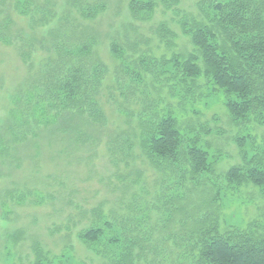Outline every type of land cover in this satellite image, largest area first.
<instances>
[{
    "label": "trees",
    "instance_id": "trees-1",
    "mask_svg": "<svg viewBox=\"0 0 264 264\" xmlns=\"http://www.w3.org/2000/svg\"><path fill=\"white\" fill-rule=\"evenodd\" d=\"M35 1L15 0L8 6L7 0H0V42H17L28 67L25 81L14 89L7 115L0 120V176L21 165L19 153L27 144L39 149L45 141L55 147L58 158L78 153L77 159L84 160L81 153L106 138L118 199L132 187L146 186L143 174L151 169L158 175L154 185L162 202L156 223L148 222L147 231L142 220L148 221V213L140 219L113 213L109 218L101 204L91 209L90 225L77 235L105 263L165 264L158 257L166 253L167 264H264L262 225L251 221L245 226L221 225L225 193L253 201L252 191L257 189L264 198V139L257 145L249 133L235 135L241 161L219 175L215 166L222 153L209 154L204 145L208 148L210 143L203 145L201 138L211 130L198 121L200 107H208V98L220 94L230 124L264 128V0H197L192 12L181 9L179 0H127L130 20L141 22L153 17L160 1L161 12L172 11V21L191 49L169 57L161 53L147 59L141 54L133 60L140 70H130L132 79L144 87L129 85L127 91H120L124 99L114 104L124 116L125 128L108 131L105 137L101 134L107 124L102 91L113 102L110 89L115 86L106 84L107 65L95 52L98 32L92 26L77 25L67 9L57 16L55 26L45 27L54 16L55 4ZM66 3L77 8L78 18L88 21L105 9L102 1ZM10 6L31 21L29 32L14 29ZM38 27H45L44 33L38 34ZM154 33L166 49L176 46L177 34L165 21L157 24ZM110 40L111 56L123 64L141 43L125 37L127 46L121 48L115 39ZM37 52L43 56L37 58ZM148 85L151 92L142 91ZM139 92L148 97L154 93V97L139 109L128 108L132 98L126 94ZM166 180L180 192L160 193ZM11 192H15L8 191L12 197ZM18 194L17 204L29 193ZM135 195L132 192L126 203L129 213L135 208ZM21 235L14 231L12 244ZM31 248L33 264H65V255L52 258L37 241Z\"/></svg>",
    "mask_w": 264,
    "mask_h": 264
},
{
    "label": "rangeland",
    "instance_id": "rangeland-1",
    "mask_svg": "<svg viewBox=\"0 0 264 264\" xmlns=\"http://www.w3.org/2000/svg\"><path fill=\"white\" fill-rule=\"evenodd\" d=\"M7 1L9 6L15 0ZM44 1L36 0L35 2L41 4ZM51 1L55 4L54 16L45 27L55 26L57 16L61 15L63 10L65 12L70 10V19H74L77 25L80 23L81 27L92 26L99 34V43L95 47V52L107 65L106 84L115 86L110 89L115 98L113 102L107 101V97H104L106 90L102 91V106L105 109L107 120L106 127L103 128L104 131H101L103 137L108 131L118 132L119 129L125 128L124 116L114 104V102L120 103L124 99L121 97L120 91L122 89L127 91L126 88L129 85L142 86L132 79L133 73L130 70H140L133 60L141 54H145V58L149 59V57L159 56L161 53L169 57L172 52L191 49L186 37L181 35L179 27L172 21V11L161 12L163 7L160 1H158V8L152 14L153 17L145 22L130 20L127 0H85L88 5L102 1L105 6L101 14L90 21L78 18L77 8L67 4V0ZM196 1L179 0V7L192 12L195 9ZM9 16L15 22L14 29L23 28L29 32L31 21L26 15H20L10 6ZM160 21H165L177 34L176 46L171 50L159 44L154 33ZM45 27H38L36 32L44 33ZM125 37L129 40L128 42L137 39L141 40V43L137 45L136 54L133 57H127L123 64L111 56L108 43L112 41L110 39H115L120 47L122 46L121 48H125L127 46L124 41ZM19 46L17 42H12L11 45L0 42V120L7 115L14 89L25 81L28 72L27 64L19 55ZM157 46L159 47L156 48ZM35 56L40 58L43 54L37 52ZM124 69L128 71L124 72ZM139 72L143 74L146 82L149 81L142 70ZM119 86L122 88L120 89ZM150 90L152 87L148 85L142 91L150 93ZM126 95L132 98L128 108L134 109H139L142 102H147L151 100V97H154V93L150 94V97L140 92L135 96L133 93ZM170 101L172 102L174 99H170ZM207 102L208 107H200L201 114L198 115V121L205 124L211 133L206 138H201V143L203 145L210 143L208 148L204 145L210 155L218 151L222 153V158L215 166L216 172L220 175L231 165L241 161L238 148L233 141L234 136L239 133L240 135L249 133L254 137L257 145H262L264 128H251L246 125L237 127L230 124L224 106L221 104L220 94L208 98ZM135 122L136 120L133 124ZM104 140L107 139L104 138ZM104 140H101L92 150L79 154L85 156L84 160L77 159L78 153H73L66 158L65 156L58 158L57 150L54 153L55 147L47 145L48 142L45 143V141L41 142L39 149L32 144H27L26 148L21 149L19 153L23 158L21 165L17 169L10 168L6 176H0V264H33L34 254L31 248L33 241H37L42 248L48 250L52 258L65 255V264H107L97 250L88 248L77 235L81 229L90 225L91 209L97 207L98 204L102 205V211L109 218L113 213V215L123 214L140 219L148 213V221L142 220V227L146 231L151 228L147 224L148 222L151 225L156 223L159 213L157 207L162 202V200L159 201L157 190H155L158 175L155 171L146 169L143 174L145 182L142 184L146 186H143V190L141 186L132 187L128 189L126 195L122 194L121 200L118 199L120 192L115 188L117 180L113 177L115 167L109 161ZM219 183L223 184L222 179ZM9 190H13L16 194L20 192L29 194L23 203L17 204L16 197L19 194L11 192V197L8 193ZM242 190L243 193L247 191L244 188ZM177 191L180 192L178 186L167 180L159 190L163 194L166 192L175 194ZM132 192L137 195L133 198L135 208L129 213L126 203L130 201ZM252 193L253 201L242 200L241 196L237 197L235 194L234 197L231 191L225 193L222 200L221 225L245 226L247 222L251 221L264 227V198L257 189H254ZM128 213L132 215L129 216ZM84 214L86 217H83ZM14 231H21L22 235L17 243L12 244L13 240L10 235ZM154 236L157 237L156 233ZM66 256L69 258L67 262ZM167 257L166 253H162L158 259L164 260L163 262L167 264L169 261Z\"/></svg>",
    "mask_w": 264,
    "mask_h": 264
}]
</instances>
